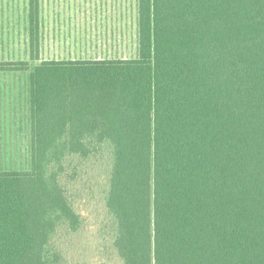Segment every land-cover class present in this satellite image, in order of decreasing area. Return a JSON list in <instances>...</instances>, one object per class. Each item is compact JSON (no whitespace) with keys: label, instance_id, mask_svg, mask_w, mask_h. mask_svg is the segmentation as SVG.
<instances>
[{"label":"trees","instance_id":"16d2710c","mask_svg":"<svg viewBox=\"0 0 264 264\" xmlns=\"http://www.w3.org/2000/svg\"><path fill=\"white\" fill-rule=\"evenodd\" d=\"M29 6L30 60L0 61L31 103L0 264H90L67 247L93 198L122 264H264V0H138L135 57L61 61Z\"/></svg>","mask_w":264,"mask_h":264},{"label":"crops","instance_id":"0c3cea01","mask_svg":"<svg viewBox=\"0 0 264 264\" xmlns=\"http://www.w3.org/2000/svg\"><path fill=\"white\" fill-rule=\"evenodd\" d=\"M55 1L56 0H51ZM121 17L120 20L113 17ZM126 14L109 9L86 7H52L39 9L40 60H88L129 58L119 55L120 49L132 47V25L127 38ZM122 21L124 22L122 24ZM29 31V28H27ZM136 38V36H135ZM138 45V25H137ZM0 61H15L4 59ZM3 81V82H1ZM18 119H0V170H22L19 146L21 130L27 127L28 156L31 158L30 73L29 71H0V112L15 110ZM14 112V111H13ZM21 112V119H20ZM16 130V131H15ZM16 161V162H15Z\"/></svg>","mask_w":264,"mask_h":264},{"label":"rangeland","instance_id":"374dc122","mask_svg":"<svg viewBox=\"0 0 264 264\" xmlns=\"http://www.w3.org/2000/svg\"><path fill=\"white\" fill-rule=\"evenodd\" d=\"M41 9H47L52 7H86L90 9L102 8L109 10L122 11L126 14V28L127 38L132 25V37L133 40H127V45L130 43L132 47L126 49H120L119 55L133 58L137 54V25H138V0H39ZM30 0H0V60L14 59L15 61L30 60ZM118 20L121 17H113ZM124 22L122 21V24ZM136 36V38H135ZM41 53V51H40ZM41 56V55H40ZM35 62H32V66ZM30 73V71H29ZM3 82V81H1ZM14 111V112H13ZM14 117V118H13ZM18 119L17 106L15 110H9L6 112H0V119ZM21 119V112H20ZM16 131V130H15ZM27 127L21 130L20 143L15 137V148L19 146V156L21 160L16 162L17 166H10L15 169H28L30 166V160H27L28 156V139H27ZM96 199L83 207L85 214L88 217L86 227L83 229L80 235L70 237L67 247L68 260L71 261L73 256H81L87 260L90 264H98L101 261H109L114 264H122L117 258L115 252L110 247L109 237L106 240L100 233L101 217L103 213V207L98 204Z\"/></svg>","mask_w":264,"mask_h":264}]
</instances>
